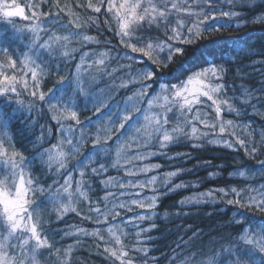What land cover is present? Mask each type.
<instances>
[{
    "label": "snow or ice",
    "instance_id": "snow-or-ice-1",
    "mask_svg": "<svg viewBox=\"0 0 264 264\" xmlns=\"http://www.w3.org/2000/svg\"><path fill=\"white\" fill-rule=\"evenodd\" d=\"M45 5L49 8L47 12L42 11ZM86 8L95 15L81 20L67 5L61 6L59 0H29L23 6L17 0H0V58L4 61L0 63V117H3L0 119V172L5 174L0 178V264H40L42 250H48L51 259L55 242L43 227L38 212L40 204L33 199L37 191L47 193L46 199L54 204L58 222L69 212L81 215L74 206L79 202L77 197L87 202L88 213L82 219L96 226L91 231L79 228L76 234L94 238L97 254L103 256L108 264H140L141 261L152 264L148 259L150 249L129 247L125 243L131 229L137 230V244L148 242L139 238L151 229L144 228L140 222L151 220L149 212L158 206V196H146L144 190L158 191L159 177L149 176V173L159 170L161 165L144 161L166 156L169 148L182 140L193 148L202 146L205 141L233 150L239 145L244 149V155L250 158H255L258 152L255 141L243 138L235 131L237 125L234 121L223 118L225 111L237 116L241 114L232 102L235 96L227 95L228 85L224 83L225 68L222 64H229L232 49L201 53L196 69L186 70L183 77H178L175 82L162 80L164 74L157 69L169 68L178 59L182 66L188 57V46L203 39L204 32H218L233 25L239 31L249 23L264 25V0H88ZM237 8L247 9L252 18L249 20L248 15L234 10ZM62 13L69 17L67 22L63 20ZM17 18L26 23L18 26ZM60 30L66 34H58ZM92 30L97 36L87 34ZM104 31L111 33V38L104 41L105 50L85 51L90 45H100L98 37ZM113 40H118L117 47L124 49L117 52L116 58H126L128 63L109 72L115 49L108 46ZM17 41H27L23 52H20ZM74 43L80 47H73ZM55 60L75 63V70L69 76H60L52 87L44 91L47 78L53 72L59 74L58 65L51 68ZM94 66L113 79L117 93L128 89L129 85L136 86L135 92L126 97L122 106L101 99L93 104L97 121L108 120L106 127L97 128L92 142L93 153L99 155L104 150L112 139L106 133L113 131L112 126L117 122V133L123 134L126 127L135 130L129 146L135 145L136 148L133 154L122 155L123 146L118 147L111 167L123 171L130 179L126 182L112 177L102 179L100 183L105 194L96 201L89 196L94 177L105 174L107 166L94 162L91 155L81 154V143L89 137L84 136V125L77 110H73L77 106L70 104L64 96V90L71 87L73 96L88 97L90 89H85L83 75ZM9 69L14 74H5ZM117 71L126 73L118 86L114 76ZM261 89H264V84ZM241 95L248 97L243 103H250L251 93L245 90ZM144 102L146 108L141 106ZM45 107L56 122L55 132L42 125L40 136L30 143L39 151L43 148L45 136L50 138L49 143L52 137L59 136L56 144L39 153L42 163L48 166V172L58 177L47 189L37 177L26 171L30 158L17 148L14 136L9 133L11 122L18 118H22L26 126L34 127L45 113ZM209 108L214 112V118L207 111ZM65 113L70 114L65 116ZM34 115L38 118L33 121ZM29 121H32L31 125ZM66 121H75V125ZM77 130L81 133L79 139L75 136ZM78 156L81 158L74 165L68 163L70 158ZM96 163L99 166H95ZM258 163L264 172V160ZM243 168L248 166L245 164ZM182 171L177 169L165 173L163 186L169 191L188 187L182 182L172 185V178L181 175ZM235 174L240 178L246 177V171L241 168H237ZM141 176L143 179H133ZM117 184L119 192L110 191ZM229 196L234 198L229 199ZM216 197L239 208L255 206L264 211V185L251 189L213 188L206 193L186 197L180 203H215ZM135 208L143 212H135L132 216L122 214L134 212ZM235 216V222L241 224L242 231L234 239L229 238L227 246L212 250L211 255L196 264H264V227L256 232L243 225L242 212L235 213ZM70 235L73 234L65 230V236ZM196 235L198 233L190 239ZM71 251L72 246L63 253L55 249L59 264H69L67 257ZM61 255L65 259L61 260ZM195 255L186 257L179 264H192ZM153 260L158 264L157 258L153 257ZM170 264H176L175 256L170 258Z\"/></svg>",
    "mask_w": 264,
    "mask_h": 264
},
{
    "label": "trees",
    "instance_id": "trees-1",
    "mask_svg": "<svg viewBox=\"0 0 264 264\" xmlns=\"http://www.w3.org/2000/svg\"><path fill=\"white\" fill-rule=\"evenodd\" d=\"M17 2L23 6L29 0H17ZM59 2L61 6L67 5L71 8L81 20L89 15H95L91 12V9L86 8L88 0H59ZM79 5H83L84 7H79ZM213 7H220V5H213ZM234 10L248 15L249 20L252 18L248 14L247 9L237 8ZM42 11H49L48 6L45 5ZM53 11L55 10L53 9ZM61 15L63 20L67 22L69 17L63 13ZM16 22L21 27L26 23L18 18ZM58 34L63 35L66 33L60 30ZM87 34L97 36L95 30L89 31ZM110 38L111 33L107 31L102 32L98 37L101 40L100 45H90L85 48V51L90 49H95L97 52L104 51V41ZM237 38L241 39L237 41ZM16 43L19 44L20 52H23L27 41H17ZM117 45L118 40H113L112 44L108 46L115 49L112 52L114 59L108 67L109 72L113 68H119L121 64L128 63L126 58H116L117 52L124 50L122 46L117 47ZM72 46L80 47L78 43H74ZM222 48L233 50L232 54L228 57L229 64H222L225 68L224 83L228 85L227 95L229 97L235 96L232 102L241 113L237 116L235 114H228L225 111L223 118L225 120H233L237 125L235 131L243 138L255 141L258 152L255 158H250L244 155V149L240 148L239 145L233 150L225 149L222 146L205 141L202 146L193 148L191 144L182 140L171 146L166 156H157L149 161H144V163H158L161 165L159 170L149 173V176L158 175V191L153 193L148 189L144 190V195L146 196H158V206L149 212V215L152 217L151 220L140 222L144 228L151 229V231L139 238L148 242L142 245L137 244V237L135 236V231L137 230L131 229V234L126 238L125 243L129 247L136 246L150 249L148 259L152 261V264H157V261L153 260V257L157 258L158 264H170V258L173 256L176 258V264H179L186 257H193L194 253L196 255L192 264L205 260L207 255H211L212 250H219L221 245L227 246L229 238L234 239L242 231L241 224L235 222V213L237 212L243 213V225L245 227H250L256 232H259L264 227V211H260L255 206L251 209L239 208L237 205L227 204L226 200L221 197H216L215 203L208 202L207 204L202 203L200 205H181L180 203L186 197L206 193L213 188L230 189L236 187L237 189H251L260 188V186L264 185V172L260 170L258 163V161L264 160V142H262L264 140V136H262L264 134V89H261V85L264 84V25L249 23L247 27H241L239 31L233 25L231 28H224L218 32H204L203 39L197 40L188 46V57L182 66H180L181 62L178 59L169 68L157 70L164 74L161 77L162 80H172L175 82L178 77H183L186 70L190 68L196 69L200 62L199 57L201 53L212 50L219 51ZM20 52L17 53L18 56ZM78 59L79 55L77 54V61ZM3 62V59L0 58V63ZM57 65L60 69L59 74L53 72L47 78L44 91L52 87L60 76H69L75 70V63L66 64L61 60H55L52 62L51 68L54 69ZM90 71L94 76V80L87 88L90 89L88 97L81 95L72 97L73 89L71 87L64 90V96L70 104L77 106L73 110H77L78 118L84 125V136L89 137V139L81 143V154L91 155L94 162L98 161L107 166L105 174L94 177L92 191L89 193V196L92 201H96L105 194L103 186L100 183L102 179L112 177L116 181L123 179L125 182L130 179L123 171L111 167L112 162L116 158L118 147L123 146L124 151L122 155H131L136 151V148L135 145L129 146L131 138L135 135V130L126 127L122 130L123 134L117 133L115 132V128L119 127V122H117L112 126L113 131L106 133L112 139L104 146V150L99 155L93 153L92 142L96 136L97 128H104L108 124L107 118L97 121L93 104L97 99H101L114 103V105L122 106V102L126 97L135 92L136 86L129 85L128 89L120 90L117 93L113 88V79L98 71L95 66L90 68ZM5 74L12 75L14 72L9 69L6 70ZM125 75L126 73L122 71L114 73L115 84L117 86ZM245 90L251 93V101L248 104L242 102L248 98L241 95ZM220 99L223 100L224 97L221 96ZM208 103L210 104L211 102L209 101ZM141 106L146 108V102ZM207 111L214 118L212 109L209 108ZM64 115L67 116L69 113H65ZM51 117L52 114L45 107V113L39 117V123H36L34 127L26 126L22 118L14 119L9 126V133L14 136L17 148L23 152L25 157L30 158L26 171L31 176L37 177L45 189L49 185H52L53 181L57 180L58 177L55 173L48 172V166L42 163L39 153L43 152L45 148H50L53 144H56L59 136L57 134L52 137L51 143H49L50 138L45 136L43 148H40L39 151H37L36 146L30 143V141H34L40 136L42 125L46 126V129L52 128L53 132H55L57 125ZM2 118L0 117V119ZM37 118L34 115L33 121ZM66 123L75 125V121H66ZM29 124L31 125L32 121H29ZM198 127L203 130L201 125H198ZM80 135V131L77 130L75 132L76 138L79 139ZM118 136L120 137L119 140L117 139ZM32 157H35V159H31ZM80 158L79 156L70 158L68 163L74 165ZM99 163H96L95 166H99ZM121 163H124L123 160H121ZM134 163L140 162L134 161ZM245 164L248 166L247 169L243 168ZM221 167L223 171L220 170ZM237 168L246 171L245 178H240L235 174ZM177 169L183 171L178 177L172 178V185L174 186L175 183L182 182L188 185V187L169 191L162 183L164 174ZM210 173H215V175H210ZM3 175L5 174L0 172V178H3ZM77 178L79 177L77 176ZM133 179H143V177H135ZM110 191L118 193V184L111 188ZM133 191H138V189H134ZM249 194L257 195L256 192H249ZM46 195L47 193L37 191L33 199L40 204L38 212L43 221V227L47 229V235L52 237L55 242V249H59L63 253L69 246H72L71 255L67 257L69 264H108V261L103 256L97 254L94 238L76 234L79 228L91 231L96 226L93 222L82 219V216L88 213L87 202L77 197L79 202L74 206L81 212V215L69 212L58 222L54 211L55 206L50 200L46 199ZM228 198L233 199L234 197L229 196ZM119 199L124 198L119 197ZM135 212H143V210L135 208L134 212L125 211L122 214L132 216ZM153 224L155 225L154 228L152 227ZM65 230L73 235L66 237ZM194 233H198V235L190 239ZM105 238H108L106 232ZM55 249H53L51 259L49 258V251L42 250V255L39 257L40 264H59L55 255ZM202 253L204 255H201ZM60 259L63 260L65 257L61 255ZM140 264H143V261Z\"/></svg>",
    "mask_w": 264,
    "mask_h": 264
},
{
    "label": "rangeland",
    "instance_id": "rangeland-1",
    "mask_svg": "<svg viewBox=\"0 0 264 264\" xmlns=\"http://www.w3.org/2000/svg\"><path fill=\"white\" fill-rule=\"evenodd\" d=\"M93 80H94V76L91 73L90 69H88L87 71L84 72V75H83V81H84L85 89H87L89 87V85L91 84V82H93ZM72 97H75V96H73V93H72Z\"/></svg>",
    "mask_w": 264,
    "mask_h": 264
}]
</instances>
